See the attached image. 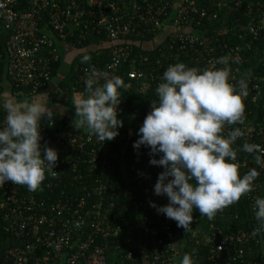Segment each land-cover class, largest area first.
I'll use <instances>...</instances> for the list:
<instances>
[{"label":"built area","instance_id":"1","mask_svg":"<svg viewBox=\"0 0 264 264\" xmlns=\"http://www.w3.org/2000/svg\"><path fill=\"white\" fill-rule=\"evenodd\" d=\"M225 1H219L218 7ZM208 12L200 0H0V90L14 97L35 96L44 90L63 97L64 91L56 83L53 85L51 75L52 63L59 59L57 42L73 46L92 34L103 37L100 48L107 51L109 58L100 72L109 76L123 74L142 89L155 91L166 68L184 63L181 57H186L189 51L197 54V62L201 60L197 68L200 70L222 68L217 63L221 58L236 63L240 45L224 44L222 56L216 57L212 47L199 34L192 33L193 24L198 25ZM253 20L246 26L250 33H240L241 38L252 35L257 39L258 31L264 32V13ZM261 34L264 45V33ZM149 35L153 37L147 40ZM68 39H73V44ZM138 49H156L158 53L149 58ZM80 69L89 76L93 68ZM246 80L248 89L250 82ZM237 81L230 76L228 82L237 86L238 91ZM258 95L256 91L253 101ZM119 99L118 117L132 116L139 125L130 129L123 124L119 134L103 144L94 136L89 139L86 130L76 127L67 117L41 119L40 144L57 151L53 169L56 174L45 172V179L36 191L10 181L0 187L2 228L20 242L0 253V264H108L109 249L117 252L120 263L131 258V264H179L187 253L194 264H264L253 257L255 248L264 257V234L251 235L257 226L252 213L253 199L260 189L264 191V182L254 181L252 191L245 195L250 199V213L245 218L231 212L226 215L223 208L212 219L207 218L203 231H194L197 237L190 245L182 242L176 237L175 221L149 206L150 202L157 206L168 203L166 196L153 193L157 175L163 169L149 164L148 149L144 146L133 149L130 133L142 124V113L131 111ZM3 117L0 110V126ZM235 125H224L221 135L226 138L232 129L240 128L244 135L232 147L237 151L238 171H248L246 153L238 148L245 142L264 147L263 127L249 132L244 125ZM253 135L259 143L254 142ZM130 158L140 161L141 166L134 168L131 176L146 177L143 190L134 189L126 179L122 189L111 192L112 202L107 203L104 176L114 173L116 163H125ZM68 174L77 181L95 174L91 189L81 183L82 194L61 189L54 195L55 188ZM122 191L124 201L115 206L113 198ZM113 212H117L114 217ZM225 215L221 218L224 223L220 224V217ZM43 245L46 250L41 252Z\"/></svg>","mask_w":264,"mask_h":264},{"label":"clouds","instance_id":"2","mask_svg":"<svg viewBox=\"0 0 264 264\" xmlns=\"http://www.w3.org/2000/svg\"><path fill=\"white\" fill-rule=\"evenodd\" d=\"M89 60L84 55L81 63ZM217 63L225 66L200 70L182 62L169 65L132 145L134 150L141 146L148 149L149 164L163 169L153 193L166 196L168 203L157 206L150 202L149 206L185 232L191 229L194 210L212 219L217 211L251 192L259 176L256 168L238 173L237 151L232 145L244 135L240 128L232 129L226 138L221 135L224 125L243 122L247 80L237 81V91V86L228 82L227 61L221 58ZM127 87L119 76L91 69L83 93L73 98L77 118L73 124L85 129L89 139L94 136L102 144L113 140L123 126L117 112L121 102L118 90ZM0 110L4 113L0 126V187L10 181L36 191L45 172L56 174L57 151L40 144L39 127L42 118L52 119L53 111L35 97L17 102L7 91H0ZM240 151L252 154L255 164L264 168V147L245 142ZM252 213L257 226L251 235L256 237L264 234V197L253 199ZM179 264L194 261L185 253Z\"/></svg>","mask_w":264,"mask_h":264},{"label":"trees","instance_id":"3","mask_svg":"<svg viewBox=\"0 0 264 264\" xmlns=\"http://www.w3.org/2000/svg\"><path fill=\"white\" fill-rule=\"evenodd\" d=\"M219 1L222 0H200L204 7L208 8L209 12L208 15L202 19L198 25L196 23L193 24L192 33L199 34L200 38H202L203 41L212 47L213 55L216 57L222 56L224 44H227L228 46H241L240 57L238 61L236 63H227V66L230 68V76L237 80L249 79L250 82L248 85V95L246 99L243 100L244 111L246 112V115L243 117V122L237 123L235 126L240 127L244 125V128L246 129L245 131L250 130L249 132H255L257 130V126H262V132H264V45L262 39L263 34H261L264 32L260 29L258 31L260 36L257 39H255L252 35H247L243 38L240 37V33H250L247 31L246 26L254 23L255 20H253V17L258 16L260 13H264V0H226L224 5L218 7ZM236 2H238L239 5H236ZM213 14H216V17H212ZM75 36H77V34H75ZM152 37L153 36L151 35L147 36V40H150ZM103 40L104 39L101 35L92 34L89 35L88 39L82 43H75L73 45V47L76 48L79 53H77V55L73 58L66 74L57 83V85L64 91V96L56 97L52 95L49 90H44L47 97H49L51 100L60 102L66 108L74 106L73 94L75 92L83 93V78H88V76H86V74L80 68H95L98 71H102L109 59L107 56V51L104 48H100V44L103 42ZM68 42H72L73 44L74 40L68 39ZM162 46L164 45L162 44L161 47ZM158 47L160 46L158 45ZM138 50L142 52V55H149V58L151 55H153V53L157 52L156 49H154V51L148 49ZM84 55H88L90 57V60L87 63H81V59ZM196 57L197 54L195 52L189 51L186 57H181V60L184 61L187 67L198 68L202 62L201 60L197 62V60H195ZM259 58L261 59L260 61H258ZM224 66L225 65L222 64V67ZM59 67L60 60L58 59L52 63V77L57 75ZM119 77L124 81L125 84L128 85L127 88L118 90L120 92V98L125 101L127 108H129L131 111L137 110L142 113L140 121L143 122L145 115L148 111H150V104L152 100L156 99L154 89H142L139 84L130 83L131 81H128L123 74H120ZM102 82L103 81H101V83ZM254 86H258L257 89H255ZM256 91L259 92V95L253 101V96ZM65 96H67L68 99L65 100ZM58 116L59 115L52 113V117ZM138 128L139 127L136 129L132 128L130 133V144L138 138L136 134ZM253 137L256 138L254 142L259 143L257 137L255 135H253ZM244 158H248L250 168H256L259 172V176L255 181L260 183L264 182V169L258 168V166L255 164L253 155L246 153ZM138 166H141L140 161L130 158V160L126 161L125 163H116L114 173L108 177L104 176L107 189L105 192L107 203L112 202L110 200L111 192L115 191L116 189H122L124 184H126V179L131 181L133 184L132 187L134 189H137L140 192L143 190L146 184V177L131 176L133 174L132 170ZM148 171L149 169L147 170V173ZM246 172V170L238 171L240 175H243ZM125 173H127V176H124ZM94 176L95 174H91V176L88 178L85 177V180L77 181L72 180L71 176L68 174L61 180V185L58 188H55L53 193L57 196L60 190L63 189L68 193H73L75 191L77 194H82L81 183H86L88 188L91 189V182H93ZM262 189H264V187ZM46 192L47 190H44L43 195L47 194ZM123 195L124 192L122 191L118 197L114 196V205L120 204L121 201H124ZM255 196H264V191L260 189L258 194ZM249 203L250 199L243 195L238 202L225 207L224 212L226 215H229L231 212L232 214H239L241 218H245L250 213ZM116 214L117 212H113L111 215L114 217ZM226 215L220 217V224L224 223L225 220L222 221L221 218L226 217ZM190 226L191 229L185 232L183 228L177 227L176 223L174 225L176 237L182 242L186 241L188 245H190L194 238L197 237L194 233L195 230H198V233H200L205 229L207 226V217L200 216V213L197 210H194L193 221L191 222ZM262 237L264 238V235ZM18 244H20V242L16 238L8 235L3 230L2 223L0 222V253L11 246ZM40 250L41 252H44L46 250L45 245H43L42 248L40 246ZM253 251V257L255 259L264 261V257H262L261 251H259L258 248H255ZM106 256L108 264H131L132 262V259L130 258L124 259L123 262L120 263V260L117 257V252L114 249L107 250ZM199 258L204 259V256L200 255Z\"/></svg>","mask_w":264,"mask_h":264},{"label":"crops","instance_id":"4","mask_svg":"<svg viewBox=\"0 0 264 264\" xmlns=\"http://www.w3.org/2000/svg\"><path fill=\"white\" fill-rule=\"evenodd\" d=\"M57 48L59 52L60 67L58 69L57 75L54 76L53 85H55V83L57 84L58 81H60L63 78V76L68 71V67L70 66L73 58L77 55V53H79V51L69 43L57 42ZM76 93H81V92H75L74 94ZM74 94H73V98H74ZM33 97L38 98L40 101H42L45 104V106L47 103H49V105L51 103L50 107L48 108H51V110L53 111V114L55 113L59 116L67 117L72 121L74 119H77L75 118V111L73 108L74 106L69 107V108L64 107L63 104H61L60 102L56 100H51L49 97H47L45 91H42L40 92V94H37L35 96L27 97V96L22 95L18 97L16 96L14 98H16L15 100L17 102H20L25 99L31 100ZM118 118L123 122V124L127 125V127L130 128L133 126L134 119L132 118V116L122 115V116H119Z\"/></svg>","mask_w":264,"mask_h":264},{"label":"rangeland","instance_id":"5","mask_svg":"<svg viewBox=\"0 0 264 264\" xmlns=\"http://www.w3.org/2000/svg\"><path fill=\"white\" fill-rule=\"evenodd\" d=\"M190 31V30H189ZM74 96H75V94H74ZM16 99V98H15ZM50 105H51V103H50ZM50 105H49V103H47L46 104V107H50ZM135 125H139V123H137L136 121H134V123H133V126H135ZM132 126V127H133ZM131 129V128H130Z\"/></svg>","mask_w":264,"mask_h":264}]
</instances>
